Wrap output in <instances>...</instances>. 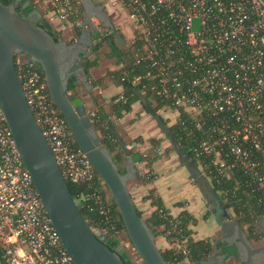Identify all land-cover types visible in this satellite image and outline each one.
Here are the masks:
<instances>
[{
	"label": "built area",
	"instance_id": "1",
	"mask_svg": "<svg viewBox=\"0 0 264 264\" xmlns=\"http://www.w3.org/2000/svg\"><path fill=\"white\" fill-rule=\"evenodd\" d=\"M99 1L132 32L130 70L135 72L124 71L122 80L151 95L152 103L162 100L160 109L175 114L174 124L196 134L198 145L192 151L205 178L222 185L236 175L237 188L264 212V0ZM80 3L50 0L46 9L52 19L73 29ZM16 64L64 178L94 187L99 175L53 103L43 71L24 54ZM93 197L103 199L97 189ZM107 221L115 229L108 215ZM180 244L187 254V240ZM0 255V264H74L1 106Z\"/></svg>",
	"mask_w": 264,
	"mask_h": 264
},
{
	"label": "water",
	"instance_id": "2",
	"mask_svg": "<svg viewBox=\"0 0 264 264\" xmlns=\"http://www.w3.org/2000/svg\"><path fill=\"white\" fill-rule=\"evenodd\" d=\"M22 1H25L23 8L34 4L32 0H12L5 5L0 0V106L24 166L32 177L64 247L74 264H126L122 259L126 252L124 245L119 243L117 248L110 249L104 243L107 235L89 226L69 190L23 89L16 64V58L22 54L28 56L43 71L53 103L66 118L76 144L104 181L121 215L128 239L144 264H169L158 247L154 231L145 218L140 216L130 193L129 184L138 176L132 152L129 148L126 149L122 171L104 145L85 100L82 97L72 100L69 95V81L72 77L83 84L87 91L93 90L83 59L92 56L103 43L112 48L115 40L124 44L120 30L116 29L99 0H80L83 7L80 34L73 42L55 40L48 29L43 27L45 16L39 8L36 7L28 15L18 11L17 7ZM99 25L104 26L108 35L95 44V40L101 35ZM137 95L175 147L201 193L207 201L212 202L216 222L221 227V236L213 244L209 257L188 264H227L228 258L235 255L242 264H264V243L254 244L244 227L213 191L189 153L177 146L171 130L148 98L140 92ZM115 134L122 142L116 131ZM258 228L264 237L263 216L258 218ZM219 244L227 249L234 248V251L223 253Z\"/></svg>",
	"mask_w": 264,
	"mask_h": 264
},
{
	"label": "trees",
	"instance_id": "3",
	"mask_svg": "<svg viewBox=\"0 0 264 264\" xmlns=\"http://www.w3.org/2000/svg\"><path fill=\"white\" fill-rule=\"evenodd\" d=\"M1 1L3 4L7 5L11 3L12 0ZM24 3L25 1H22L17 7L18 11L22 12L23 15L30 14L36 8L35 4L23 8ZM74 20H78L79 22L78 24H75L73 28V30H75L79 35L80 23L83 20V7L81 3L77 7V13L75 16H73V21ZM43 27L48 29L49 33L54 36L55 40H62V37L54 30V27L51 25L48 19L43 21ZM108 47L113 55H107V59H113L114 57L115 64L120 66L118 70L109 71L108 75L118 86L123 88V93L111 99L109 110L104 106H98L96 107V110L89 113V115L95 127L101 133L104 145L109 149L114 161L123 171L126 149L127 146L132 144V141L124 140L123 143H121L117 139L112 129V125H110V122L112 123L111 117L115 116L117 119L123 118L126 114L132 111L133 105L140 100L137 95V89L134 88L129 81L122 80L124 71H129V75H132V73L134 74L135 72L130 70V63L132 61L131 47L126 52L117 50L116 48L114 50L110 45H108ZM100 48L101 46H98L93 52L92 56L83 59V64L88 75L91 68L97 67L99 65L100 60L97 57V54L100 52ZM38 68L40 69V67ZM82 87L83 84L79 83L75 77L70 79L69 95L72 100L81 97ZM146 97L152 105L153 103L151 99L153 98L151 95H146ZM164 104L165 103L162 100L157 98L153 104V108L158 111ZM169 129L176 140L177 146L181 149H185L197 165V161L194 158L192 151V148L198 145L196 134L190 131L189 127L183 128L178 123L171 125ZM136 142L141 143L144 141L142 138H138ZM149 142L154 149V151L150 154L140 153L134 151L132 148L130 149L135 163L145 162L149 167L155 161L162 158V155L159 154V150L162 145V139L152 138L149 140ZM172 150L176 151L174 146L173 149H168L167 153ZM137 178L143 183H151L156 178V175L153 173V171H148L143 176L138 175ZM235 178H237L236 175L224 182L222 185H213L209 177L206 176V179L211 185L213 191L219 195L220 199L229 209H232L235 219L239 221V223L244 227L249 238L253 242H261L264 240V237L258 228V218L261 215H264V212L260 207L255 205L253 200H251L242 189L237 188V182ZM66 181L73 198L76 200V202H78V208L85 221L94 230L107 229L109 231V234L107 235V241H104V243L110 249H114V247L118 246L121 242L120 236L123 233H127L118 208L111 195L107 193L105 185H102L99 176L97 184L94 187H89L87 184L82 183H73L70 180ZM95 189L100 191V194H102V201H97L94 199L93 193L95 192ZM222 189H227L228 191L226 193L219 194L220 190ZM144 200L149 201L152 208L154 209L153 212L147 218H145L146 222L154 231L156 238L163 236L170 244L169 248L164 250L160 249L164 259L169 264H185L187 262L196 263L205 260L208 257L212 244L209 240L196 241L193 238V230L191 229V225L196 224L197 221L189 212L184 211L178 217H173L170 214L169 209L166 207L163 199L154 190H151L144 197ZM212 209L209 211V214H211ZM104 211H106L107 214H104ZM138 212L140 216H142L141 211L138 210ZM107 215L111 217V220L115 224V229L113 230L110 229L111 224L107 221ZM170 230L171 233L168 234ZM184 239L187 240V254L183 253L180 244ZM122 259L126 264H133L127 252L122 255Z\"/></svg>",
	"mask_w": 264,
	"mask_h": 264
},
{
	"label": "crops",
	"instance_id": "4",
	"mask_svg": "<svg viewBox=\"0 0 264 264\" xmlns=\"http://www.w3.org/2000/svg\"><path fill=\"white\" fill-rule=\"evenodd\" d=\"M45 8L47 7H44V9ZM46 13L47 14L45 15V18H49L51 25L54 27V30L58 34H60L63 40L72 42L76 37H78V34L75 30L65 27V24L61 23L60 20L54 18L52 19L51 15L48 12ZM118 23L120 24L119 26H121V30L123 32H125V30H129V26L124 25L125 23H123V21H118ZM91 32L93 33V31ZM130 36L132 37V34H130ZM103 60L99 61V65L97 67L90 69L89 78L90 83L94 86L93 90L89 92L83 86L81 91V97L83 99L84 94L88 95L89 99H91L95 107L93 111H95L96 107L98 106H104L109 110L111 99L123 93V88L121 86H118L115 81L108 75L109 71L118 70L120 66L115 64V59L106 58V60ZM107 62H110L111 64H108L107 68L109 69L106 71L105 75H97V71L99 70L100 66ZM98 93L100 97L102 96V101H99V99L97 98ZM103 94H107L108 97H105ZM141 109L142 111L147 112L144 105L140 101H138L133 105L132 111L126 114L123 118L117 119L115 116L111 117L112 126L114 127V133L115 131L118 133V136L122 139V142L124 140L132 141V144L127 146V148L131 147L136 152L150 154L154 151V149L152 148L149 140L152 138L162 139V145L159 150V154L162 155V158L155 161L149 167L145 162L136 163L138 175L143 176L148 171H153V173L156 175V178L151 183H143L138 180V178L130 182V193L137 209L139 211L142 210L141 208L148 209L150 214L153 212L154 209L152 208L150 202L144 200V197L151 190H154L163 199L166 207L169 209L170 214L173 217H178L184 211L189 212L197 221L196 224L191 225V229L193 230V238L196 241L209 240L213 246L216 240L221 236V227L216 222L215 209L212 202L207 201V199L201 193L195 178L191 175L186 164L181 161L176 151L175 154H177L178 156L176 159L177 161H175L176 157H174L172 151H169L167 153L168 149H164L163 146V137H153L152 134H147L151 126V122L147 119L145 114L140 113ZM139 115L140 119H138ZM128 116L134 117L131 119V121H129V123L127 124L128 126H125L126 133H124L122 131L121 124ZM138 138H142L144 142H136ZM117 139L119 140L118 137ZM211 208L213 209L211 214H209ZM230 211L234 215L232 209H230ZM158 238H160L161 241V247L158 246L161 250L170 247V244L168 243L166 238H164L163 236H160ZM229 261L231 260L228 259L227 264Z\"/></svg>",
	"mask_w": 264,
	"mask_h": 264
},
{
	"label": "rangeland",
	"instance_id": "5",
	"mask_svg": "<svg viewBox=\"0 0 264 264\" xmlns=\"http://www.w3.org/2000/svg\"><path fill=\"white\" fill-rule=\"evenodd\" d=\"M32 1L36 5V7L39 8L42 11V13L45 16L47 14L46 13L47 12V9L46 8L44 9V7H47V3L50 0H32ZM47 19L50 22L49 18H47ZM116 20H117V17H116ZM96 23H97V21H96ZM123 23H124V21H123ZM99 28H100V31H101V35H104V33H106V30H105L104 26L99 25ZM129 30H125V32L123 34L124 37L127 40V44L124 45V46H122V45H119L118 46V49L119 50H122L124 52H126L128 49H130V46H131V36H130V34H132V32H130ZM109 54H112V53H111L108 45L107 44H103V45H101L100 52L97 54V57L99 58V60H103V59L106 60V58L108 57L107 55H109ZM113 59H115V58L113 57ZM17 61H18V57H17ZM108 64H111V63L110 62H107V63H104L103 65H101L100 68H99V70L97 71V75H103V74L105 75L106 71L109 69V68H107L108 67ZM103 95L105 97H108L107 94H103ZM97 98L99 99V101H102L103 100L102 96L101 97L99 96V93L97 94ZM84 99L86 100V105H87L88 111H89V113H91L95 109L94 104L92 103L91 99H89L88 95H86V94H84ZM152 106H153V104H152ZM140 111H141L140 113L145 114L146 117H147V119L151 122V126H150L147 134L148 135L152 134L153 137H157V136L163 137V139H164V141H163L164 149H173V145L171 144L170 140L165 136V134L163 133V131L160 129V127L158 126V124L155 121V119L149 113H147L145 111H142V109ZM157 112L160 115V117H162V119L165 121V123L167 124L168 127H170L171 125L174 124V120H175L174 119L175 118V114L174 113H170L168 111H162L161 109H159ZM133 117L134 116H128V117H126V119L124 120V122L121 124V128H122V131L124 133H126L125 132V128L128 126L127 124L129 123V121H131V119ZM137 118H138V116H137ZM138 119H140V115H139V118ZM172 152H173L172 154L174 155V157H176L175 158V161H177L176 160L177 157H178L177 154H175V151L174 150H172ZM141 209H142L141 210V213H142L143 218H147L149 216V214H150L149 210L148 209H144V208H141ZM120 238H121V244L124 245V247L126 248V252L128 253V256L131 259L132 263L133 264H144V262L141 259L140 255L137 253V251L134 249V247L130 243L127 234L123 233L120 236ZM262 242H264V240L261 241V242H254V244L260 245ZM157 243H158V246L161 247L160 238H157ZM228 264H233V263H232V261H229Z\"/></svg>",
	"mask_w": 264,
	"mask_h": 264
},
{
	"label": "flooded vegetation",
	"instance_id": "6",
	"mask_svg": "<svg viewBox=\"0 0 264 264\" xmlns=\"http://www.w3.org/2000/svg\"><path fill=\"white\" fill-rule=\"evenodd\" d=\"M103 5V4H102ZM104 7H105V9L107 10V12H108V14L110 15V17H111V19H113L112 20V22H113V24H114V26L116 27V29H119L120 30V33H121V35L123 36V38H124V44H122V43H120L119 41H116L115 40V46H114V50H115V48L117 49V50H119L118 49V46L119 45H122V46H124V45H126L127 44V40H126V38L124 37V32L123 31H121V26H119L120 24L118 23V21H124V19H122V18H120V17H117V20H116V17L112 14V12H111V10H109V8H108V6L107 5H105L104 4ZM119 18V19H118ZM124 23H125V25H127L126 24V22L124 21ZM93 34V33H92ZM106 35H108V32L107 33H104V35H100V37L98 38V39H96L95 40V44L96 43H98V41H99V39H102L103 37H105ZM103 44H107V43H103ZM102 44V45H103ZM27 57H21V61H23V62H26L27 61ZM16 60H17V58H16ZM180 157V156H179ZM104 241L106 242L107 241V237L104 239ZM121 243V242H120ZM262 243H264V242H262ZM261 243V244H262ZM260 244V245H261ZM219 247H222L223 248V253H226V252H228V251H234V248H229V249H227V247H225L224 245H221V244H219ZM115 248H117V246L116 247H114V249ZM228 259H230L231 261H232V263L233 264H242V262L238 259V257L235 255V256H231L230 258H228Z\"/></svg>",
	"mask_w": 264,
	"mask_h": 264
}]
</instances>
